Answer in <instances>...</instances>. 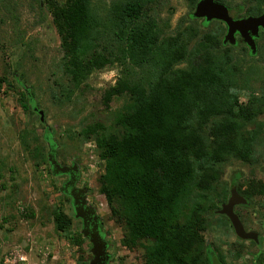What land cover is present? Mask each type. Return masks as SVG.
<instances>
[{
    "label": "trees",
    "instance_id": "16d2710c",
    "mask_svg": "<svg viewBox=\"0 0 264 264\" xmlns=\"http://www.w3.org/2000/svg\"><path fill=\"white\" fill-rule=\"evenodd\" d=\"M185 1L193 10L198 0ZM216 1L236 18L264 10V0H241L243 4L234 6ZM159 2L37 0L60 42L59 72L68 83L56 81L65 99L60 105L93 73L108 66L119 73L103 104L109 108L113 98L126 102L109 125H87L77 136L82 143H95L103 163L99 193L110 218L123 230L121 246L129 251L142 247L143 264H226L205 245L209 218L218 207L203 200L227 163L254 164L263 155L258 118L264 114V68L245 63V49L224 46L221 29L205 33L192 46L197 27L180 26L165 34L153 13ZM190 14L186 22L199 21ZM214 23L219 22L200 26ZM256 86L260 96L241 103L240 97ZM27 91L20 101L24 111L34 114L31 101L36 103ZM29 138L23 130L22 143ZM234 186L236 182L230 188ZM237 190L251 202L249 193ZM228 195V188L223 189L217 199L224 202ZM52 219L60 233L71 226L59 209ZM71 241L81 251V233Z\"/></svg>",
    "mask_w": 264,
    "mask_h": 264
},
{
    "label": "rangeland",
    "instance_id": "374dc122",
    "mask_svg": "<svg viewBox=\"0 0 264 264\" xmlns=\"http://www.w3.org/2000/svg\"><path fill=\"white\" fill-rule=\"evenodd\" d=\"M227 3L230 6L243 4L241 0H227ZM153 10L165 34H173L180 26L183 29L189 25L199 28L191 46L205 33L211 34L218 29L225 31L220 23L203 29L200 21L186 22L193 10L185 0H160ZM245 13L242 11L241 15ZM59 44L51 17L37 0L0 1V78L4 79L0 85V264H28L30 257L34 260L32 264H68L71 261L89 264L91 260L86 253L90 250L87 239H84L81 251L72 245L71 238L81 233V224L73 216L70 199L60 192L66 177L51 173L46 136H50L57 146L59 163L78 165V186L87 189L89 203L101 219L109 245L110 264H143L142 247L129 251L121 246L123 230L110 218L104 196L99 193L103 163L98 158L95 143H82L77 136L87 125L97 122L109 125L114 112L126 102L125 98H113L109 108L103 104L104 93L113 86L102 81L101 74L116 67L108 66L93 73L71 100L60 105L59 101L65 99L61 97L56 81L57 85L67 86L68 83L59 72ZM245 53V63L264 68V44L260 45L256 61ZM262 79L264 83V77ZM97 84L104 86L97 87ZM259 86L243 94L239 101L246 103L249 97L260 96ZM26 90L37 109L44 112L43 123L36 113L24 111L20 94ZM258 121L264 128V115ZM23 130L30 136L25 144L20 140ZM259 144L262 157L254 164L227 163L213 185V191L205 194L203 200L204 205H212L213 201L219 208L223 203L217 199L219 193L226 188L230 190L233 182L239 191L252 196L250 206L239 208L237 213L246 230L258 233L261 243L238 239L224 216L209 218L205 245L220 255L226 264H264V135L260 136ZM56 209L71 219V226L63 233L58 232L53 223L52 213ZM60 243L61 253L58 250ZM142 244L149 243L143 241ZM23 254L27 256V262L12 263L15 256ZM7 260L10 262L5 263Z\"/></svg>",
    "mask_w": 264,
    "mask_h": 264
},
{
    "label": "water",
    "instance_id": "95a60500",
    "mask_svg": "<svg viewBox=\"0 0 264 264\" xmlns=\"http://www.w3.org/2000/svg\"><path fill=\"white\" fill-rule=\"evenodd\" d=\"M190 17L203 20L205 25L213 21L224 24L226 33L222 39L223 45L234 46L236 44V35H238L241 42L248 47L250 55L254 56L256 54L255 39L259 36V27L264 29V13L259 17L249 16L242 19H233L224 4L216 0H198ZM31 104L33 112L39 116L40 122L43 123L44 112L37 109L32 101ZM47 141L49 143L47 160L52 175H68L69 177L68 181L62 185L60 192L70 199L73 216L76 220L81 221V235L90 244L91 260L89 264H110L108 243L105 234L100 231L99 218L94 209L86 205L85 190L78 189L75 186L78 179V167L76 164L61 166L56 160V145L50 138H47ZM236 205H246V200L239 195L236 187H232L229 191L227 202L222 204L214 214L228 219L238 239L258 243V234L253 231H246L240 218L234 212Z\"/></svg>",
    "mask_w": 264,
    "mask_h": 264
},
{
    "label": "flooded vegetation",
    "instance_id": "af4514ba",
    "mask_svg": "<svg viewBox=\"0 0 264 264\" xmlns=\"http://www.w3.org/2000/svg\"><path fill=\"white\" fill-rule=\"evenodd\" d=\"M225 5V4H224ZM226 6V5H225ZM227 8H228V6H226ZM228 12H229V15L233 18V19H242V18H246V17H249V16H251V17H259V16H261L263 13H264V10L261 12V13H259V14H257V15H247V16H244V17H238V18H236L232 13H231V11L229 10V8H228ZM200 22H201V24H203V20H201V19H198ZM213 22H215V21H213ZM212 22V23H213ZM220 23V22H219ZM221 25H223V27H224V29H225V31H224V34H223V36H222V39H223V37H224V35H225V33H226V27H225V25L224 24H222V23H220ZM258 34H259V36H258V38H256L255 39V45H256V54L254 55V56H252V55H250V52H249V49H248V47L246 46V44H244L243 42H241V40H240V37L238 36V35H236V44L233 46V47H240V48H242V49H245L246 50V52H247V55L249 56V57H252V58H255V57H257V54H258V51H259V49H260V45L261 44H264V29L262 28V27H259V30H258ZM222 39H221V41H222ZM224 46H230V45H224ZM262 115H264V114H262ZM260 118V117H259ZM249 130H254V129H249ZM257 131V130H256ZM258 135L259 136H263L264 135V128H261V130H258ZM59 163V162H58ZM61 166H66V165H63V164H61V163H59ZM71 166V165H70ZM77 167H78V165H76ZM65 177H66V180H65V182L64 183H66L67 181H68V179H69V177H68V175H65ZM79 178H80V172H79V168H78V179H77V181H76V187L78 188V189H83V190H85V199H86V202H87V206L88 207H91L92 209H94V211H95V208L89 203V200H88V195H87V189L86 188H84V187H79L78 186V182H79ZM63 183V184H64ZM234 187H236V186H234ZM237 188V187H236ZM263 189H264V185H263ZM230 191V190H229ZM239 193V195L242 197V198H244L245 200H246V205H236L235 207H234V212L238 215V217L240 218V220H241V217H240V215L237 213L238 212V210H239V208H242V207H246V206H250V204H251V202L245 197V196H243L240 192H238ZM249 196L250 197H252L250 194H249ZM228 198H229V196H228ZM228 198H227V200H228ZM227 200L225 201V202H223V203H221L220 205H219V208H220V206L222 205V204H224V203H226L227 202ZM251 201H252V199H251ZM219 208L218 209H216L215 211H217V210H219ZM214 211V212H215ZM95 213H96V211H95ZM97 215V214H96ZM98 216V215H97ZM98 218H99V216H98ZM79 222H80V224H81V221L80 220H78ZM99 221H100V231L101 232H103V230H102V223H101V219L99 218ZM241 222H242V220H241ZM242 224H243V222H242ZM243 226H244V224H243ZM245 228V227H244ZM246 230V229H245ZM246 231H248V230H246ZM253 232H255V231H253ZM255 233H257V232H255ZM258 234V233H257ZM258 241H260V238H259V235H258ZM251 242H253V241H251ZM108 243V242H107ZM255 244H259V242L258 243H255ZM108 250H109V245H108Z\"/></svg>",
    "mask_w": 264,
    "mask_h": 264
},
{
    "label": "clouds",
    "instance_id": "9594fccd",
    "mask_svg": "<svg viewBox=\"0 0 264 264\" xmlns=\"http://www.w3.org/2000/svg\"><path fill=\"white\" fill-rule=\"evenodd\" d=\"M118 77H119L118 71L115 68H113V69L107 71L106 73H102L100 79L102 81H105V82H110L111 86L114 87L116 85ZM96 86L97 87H103L104 85L103 84H97Z\"/></svg>",
    "mask_w": 264,
    "mask_h": 264
},
{
    "label": "built area",
    "instance_id": "2783aa9c",
    "mask_svg": "<svg viewBox=\"0 0 264 264\" xmlns=\"http://www.w3.org/2000/svg\"><path fill=\"white\" fill-rule=\"evenodd\" d=\"M15 261L18 262V263H25V262H27V256L24 255V254L23 255H17V256L14 257L12 263L15 262ZM8 262H10V260H7L5 263H8ZM68 264H76V263L71 261Z\"/></svg>",
    "mask_w": 264,
    "mask_h": 264
},
{
    "label": "crops",
    "instance_id": "0c3cea01",
    "mask_svg": "<svg viewBox=\"0 0 264 264\" xmlns=\"http://www.w3.org/2000/svg\"><path fill=\"white\" fill-rule=\"evenodd\" d=\"M59 248H58V250H59V253H61L62 252V244L60 243L59 244ZM58 257V255L56 256V258ZM34 262V260L33 259H31V257L29 258V263L28 264H32Z\"/></svg>",
    "mask_w": 264,
    "mask_h": 264
}]
</instances>
